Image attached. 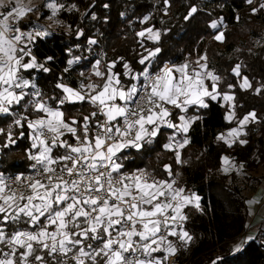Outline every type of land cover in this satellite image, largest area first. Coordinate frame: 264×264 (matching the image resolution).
Listing matches in <instances>:
<instances>
[{
  "label": "snow or ice",
  "instance_id": "1",
  "mask_svg": "<svg viewBox=\"0 0 264 264\" xmlns=\"http://www.w3.org/2000/svg\"><path fill=\"white\" fill-rule=\"evenodd\" d=\"M29 4L30 0H0V117L12 118L5 147L16 142L13 126L22 129L19 138L25 136L26 127L31 141L27 159L32 161L29 176L11 179L0 174V264H167L192 243L184 226L188 220L184 209L191 205L203 213L201 198L175 186L171 165L164 166L169 179H159L142 168L128 170L125 161L133 150L140 153L164 129H170L164 148L174 153L176 164L185 163L181 150L190 143L187 134L202 119L189 116V109H207L209 100L222 98L229 105L225 120L231 123L235 96L220 91L221 78L209 69L206 56L195 67L188 63L157 67L159 46L145 48L147 55L141 54L137 61L142 66L139 71L127 62L123 73L114 71L119 61L108 63L102 71V61L96 60L92 76L101 82L81 72L79 86L72 87L60 77L55 83L59 91L47 96L38 88L32 70L50 72L46 65L54 57L41 62L33 45L52 33L35 22L20 26L25 17L38 11ZM44 7L51 10L45 17L48 20L61 10L75 9V5L65 9L56 0H46ZM196 12L191 7L185 19ZM211 27L218 29L219 24L213 22ZM137 36L141 46L143 40L159 45L161 31L149 27ZM214 39L223 42L224 33L217 32ZM233 72L240 76L239 64ZM240 87H252L247 77ZM255 92L259 95L261 89ZM76 105L94 110L82 120L66 118L69 108ZM255 121L256 113L250 112L216 139L228 147L246 144L239 138L245 126ZM4 131L0 128V134ZM69 135L71 141L65 138ZM223 163L226 173L236 167L228 157ZM253 239L247 236L235 243L231 254L241 253ZM211 264H222V258Z\"/></svg>",
  "mask_w": 264,
  "mask_h": 264
},
{
  "label": "trees",
  "instance_id": "2",
  "mask_svg": "<svg viewBox=\"0 0 264 264\" xmlns=\"http://www.w3.org/2000/svg\"><path fill=\"white\" fill-rule=\"evenodd\" d=\"M59 4H64L65 9L75 5V9L61 10L57 15L68 29L50 31L51 36L33 45V52L41 62L47 56L54 57L46 65L50 72L32 70L38 88L47 96L59 91L55 83L65 68L78 73L82 68L93 67L103 55L107 57L100 65L103 70L108 63L119 61L114 71L120 73L125 71V62L139 71L142 66L137 61L141 54L147 55L145 48H162L157 67L165 62L190 63L195 67L200 57H207L209 69L221 78L220 91L235 96L232 122L225 120L227 102L222 98L209 100L207 109H189V116L202 119L196 120L187 134L190 143L181 150L185 163L176 164L174 153L164 148L172 132L164 129L145 150L140 153L133 150L125 164L128 170L142 168L159 179H169L164 166L171 165L176 174L175 186L192 188L201 198L203 213L191 205L184 209L188 216L185 228L193 241L187 250L181 248L172 256L175 257L172 264H211L217 258H222V264H264V224L251 233L246 203L248 193L255 194L264 185V8L260 7L264 0L251 3L247 0H168L167 3L165 0H59ZM193 6L197 12L185 19ZM43 16L44 12L36 24H41ZM145 17L147 21L142 22ZM213 22L219 24L218 29L211 27ZM149 27L161 31L160 43L143 40L141 46L137 33ZM217 32L224 33L223 42L214 39ZM90 39L97 43L90 44ZM68 60L77 63L69 65ZM238 64L240 76L233 72ZM243 77L248 78L251 88L241 89ZM229 84L233 88L229 89ZM257 88L261 89L259 95L255 92ZM93 110L89 105L71 106L66 118L82 120ZM253 111L256 121L248 123L243 129L245 134L239 138L246 140V144L237 142L228 147L217 141L218 134L235 128L240 119ZM11 123L12 118L0 117V128L5 130L0 134V174L6 176L31 171L32 164L27 159L31 141L26 127L25 136L19 138L22 129L13 126L11 131L16 142L5 147ZM224 157L236 166L227 173ZM240 165L243 169L239 171ZM247 236L254 239L241 253L231 254L235 243Z\"/></svg>",
  "mask_w": 264,
  "mask_h": 264
},
{
  "label": "rangeland",
  "instance_id": "3",
  "mask_svg": "<svg viewBox=\"0 0 264 264\" xmlns=\"http://www.w3.org/2000/svg\"><path fill=\"white\" fill-rule=\"evenodd\" d=\"M25 2L28 3L29 0H25ZM48 2H51V0H48ZM5 3H7V0H5ZM45 3H46V0H30L29 6L35 8V9H38V11H36L35 13H30L27 17H25L21 21V25L20 26L23 28V25L25 23H29V22L38 23L39 20H40L41 14L44 12V16H43L44 18H43V21L41 22V24L44 27H46L49 31H56V30H60L62 28L68 29V26L64 22L59 20L57 18V16L55 18H53V20H48V19L45 18L46 16L51 14V10L47 9L46 7H44ZM56 3H59V0H56ZM2 10L3 9H0V11H2ZM177 65H179V64H177ZM100 69H102V71H103V67L102 66H100ZM239 171H240V169H239ZM248 196H249V199H248V201H249V200H251V197L253 196V194L252 193H248ZM170 258L168 259V264H171V259Z\"/></svg>",
  "mask_w": 264,
  "mask_h": 264
},
{
  "label": "built area",
  "instance_id": "4",
  "mask_svg": "<svg viewBox=\"0 0 264 264\" xmlns=\"http://www.w3.org/2000/svg\"><path fill=\"white\" fill-rule=\"evenodd\" d=\"M96 56V54H94V57ZM106 55H103V56H101V61L102 62H105L106 61ZM77 62L75 61V62H73L72 63V65H74V64H76ZM165 63H170V64H176V63H171V62H165ZM177 65V64H176ZM92 68L93 67H91V68H88V67H85V68H82L78 73H71L70 72V68H65V69H68V71H65V69L62 71V77H63V82H65V83H67V84H69L70 86H72V87H78L79 86V84H80V82H81V80L83 79V77H81V75H80V73L81 72H84L86 75H88V76H92ZM102 70V69H101ZM92 80H94V81H96V82H100V81H98L97 80V78L96 77H94V76H92ZM87 82H89V81H85V83H87ZM66 139H69L70 141H71V137H70V135L69 136H66L65 137ZM59 151H62V150H59ZM31 163H32V161H31ZM32 174V169H31V171H28V172H25V173H20V174H15V175H3V176H5L6 178H11V179H14L15 178V176H17V175H21L22 177H24V176H29V175H31ZM14 187H19V185H14ZM186 191V193H188L189 195H191V194H195V191H194V189H188V190H185ZM185 227L187 226V222L185 223V225H184ZM169 239H173V237H169ZM175 239V238H174ZM171 259V264H172V262H173V260L175 259V257H171L170 258ZM183 264H188V263H183Z\"/></svg>",
  "mask_w": 264,
  "mask_h": 264
},
{
  "label": "crops",
  "instance_id": "5",
  "mask_svg": "<svg viewBox=\"0 0 264 264\" xmlns=\"http://www.w3.org/2000/svg\"><path fill=\"white\" fill-rule=\"evenodd\" d=\"M191 67V64L188 63ZM264 195V186L259 188L255 194L251 197V200L259 201L258 203H254L249 205V215L250 221L248 223V227L252 228V232L256 231V229L264 224V199H261V196Z\"/></svg>",
  "mask_w": 264,
  "mask_h": 264
}]
</instances>
